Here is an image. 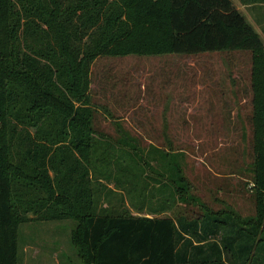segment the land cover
<instances>
[{"label":"trees","instance_id":"obj_1","mask_svg":"<svg viewBox=\"0 0 264 264\" xmlns=\"http://www.w3.org/2000/svg\"><path fill=\"white\" fill-rule=\"evenodd\" d=\"M235 48L252 55L247 171L257 211L248 223L205 207L175 142L94 126L91 89L101 57ZM31 183L47 191L38 202L29 201ZM114 198L139 214L101 212V200ZM139 199L161 204L146 213ZM181 203L206 213L156 216ZM33 207L76 221L83 264H264V43L232 0H0V264H18Z\"/></svg>","mask_w":264,"mask_h":264},{"label":"rangeland","instance_id":"obj_2","mask_svg":"<svg viewBox=\"0 0 264 264\" xmlns=\"http://www.w3.org/2000/svg\"><path fill=\"white\" fill-rule=\"evenodd\" d=\"M232 1L264 43V1ZM164 58L130 55L96 60L91 85L98 110L94 126L116 134V124L120 123L131 134L175 142L188 151L185 173L205 207L235 214L242 223L250 222L257 211L247 171L253 112L251 52L235 48L177 60ZM158 70L166 73L163 78ZM168 76L171 86L166 84ZM161 89L164 97L174 98L170 103L174 108L155 106L165 105ZM103 106H108L110 113ZM29 189L31 202L47 195L41 185L31 183ZM107 193L104 190L102 198ZM136 202L137 207L146 204V213L149 205L155 208L161 204L159 200ZM105 208L115 210L116 215L125 211L139 214L127 198L124 202L114 198L111 204L103 199L99 209L103 212ZM35 210L28 211L27 221L20 226L18 264H83L71 240L76 221L48 219L46 211ZM205 213L203 207L181 203L156 216L194 219Z\"/></svg>","mask_w":264,"mask_h":264},{"label":"crops","instance_id":"obj_3","mask_svg":"<svg viewBox=\"0 0 264 264\" xmlns=\"http://www.w3.org/2000/svg\"><path fill=\"white\" fill-rule=\"evenodd\" d=\"M202 55H204V54H202ZM155 58H156V56H154ZM157 57H159L160 59H166V58H164V57H167V58H171V59H181L182 57L181 56H178V55H174V54H168V55H159V56H157ZM176 57H178V58H176ZM175 65V64H174ZM174 67H172V69H173ZM159 72L160 71H162L161 72V78H163L164 77V75L166 74V73H164V70H158ZM158 71H157V73H156V75L158 76L159 75V73H158ZM156 75H154V77L153 78H155V77H157ZM168 77H170V80L169 81H167L166 82V84L167 85H170L171 86V84H172V82H171V76H168ZM151 86V85H150ZM147 88V87H146ZM145 88V89H146ZM151 90H152V87H151ZM151 90H149V92L151 91ZM163 89H161L159 92H160V94L161 95H163L162 97L164 98V101H165V105H155L156 107H163V108H166V109H168V108H174V105H170V103L171 102H173L174 101V98H172L171 96H168V97H164V94H163ZM153 92H154V90H153ZM153 92H151V94L153 93ZM150 94V93H149ZM152 99H155L156 100V97H155V94L153 93L152 94ZM185 99H187V98H185ZM153 101V100H152Z\"/></svg>","mask_w":264,"mask_h":264}]
</instances>
